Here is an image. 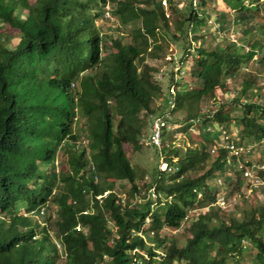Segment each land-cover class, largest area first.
Masks as SVG:
<instances>
[{
    "label": "trees",
    "instance_id": "trees-1",
    "mask_svg": "<svg viewBox=\"0 0 264 264\" xmlns=\"http://www.w3.org/2000/svg\"><path fill=\"white\" fill-rule=\"evenodd\" d=\"M205 2H188L174 19L175 6L166 16L160 0H0V23L18 36L11 47L0 41V264H239L249 246L251 264H264V201L237 215L216 206L215 179L231 185L226 171L237 162L228 146L208 147L223 128L235 146L237 135L264 139V22L250 9L264 0H222L227 10H214L213 21L225 42L210 49L190 46L208 24ZM108 4L129 38L124 27L107 32L95 23ZM168 42L182 45L192 59L187 74L198 82L176 86L170 112L185 111L184 125L196 118L209 129L184 151L153 146L173 170L153 168L140 186L143 175L123 146L139 148L144 118L149 127L166 106L154 107L155 99L179 81L174 60L166 70L148 62L161 59ZM227 80L237 86L232 103L215 99L216 108L202 112L200 102ZM241 160L245 179L264 178L259 162ZM235 173L240 186L241 169ZM118 181L128 184L123 198ZM150 188L160 194L153 204ZM180 227V246L161 235Z\"/></svg>",
    "mask_w": 264,
    "mask_h": 264
},
{
    "label": "rangeland",
    "instance_id": "rangeland-1",
    "mask_svg": "<svg viewBox=\"0 0 264 264\" xmlns=\"http://www.w3.org/2000/svg\"><path fill=\"white\" fill-rule=\"evenodd\" d=\"M187 1L188 0H172V3L174 4L175 8L177 9V11L174 13L175 15H173L172 18L176 19L179 17L178 14L181 13H186V5H187ZM198 0H191L192 5L194 6L197 3ZM192 6V7H193ZM250 9L255 13V17L257 19H259L260 21L264 22V8L262 7V5H260V9L256 11L255 7L253 5H250ZM112 8L111 5L108 4V6L105 7V11L108 8ZM196 7V6H195ZM204 7H206L207 9H209V16L206 22H208V24L206 26H204L203 28H201V33L204 34L203 37L198 38L197 41H191L190 42V46H203L204 48L210 49L218 44H224V40H222V35L217 32V28H215L216 23H214V10L215 11H220L225 13V11L227 10V8L224 6L222 0H206V2L204 3ZM194 8V7H193ZM232 13V12H231ZM24 16V15H23ZM234 17V16H233ZM233 17L230 16V19H232ZM220 21L223 23L224 20L220 19ZM95 23L97 24V26L107 32H109V25H112V27H116V26H121L122 28L124 27L123 30H125L124 35H127V37L129 38V34L126 31V26H123V24L116 18V16L112 15V14H107L105 12V18L103 19H96ZM230 23L232 24L233 22ZM233 25H235L233 23ZM171 29L172 26L170 25ZM238 29L235 27V31H237ZM13 31H15L14 29H12L11 27L5 26L4 24L0 23V41L4 42L6 41L8 43V45L14 46V44L17 42L18 40V36L16 35V32L13 33ZM234 32V31H233ZM8 36V37H6ZM225 36V34H224ZM228 36V35H227ZM126 37V38H127ZM230 40L231 37H227ZM227 39V40H228ZM8 40V41H7ZM151 42V39H150ZM106 44H108L106 42ZM107 46V45H105ZM182 45L181 44H177V43H172V42H168L165 47L163 52L161 53V59H157V60H149L148 62L155 64L156 62L160 63L161 69L166 70L167 66H168V61L175 59L178 60L179 57H181L184 53L182 51ZM109 50L107 48L104 49L103 51V58L107 56ZM182 58V57H181ZM180 58V59H181ZM181 60H183V65L180 68H177L178 71V79L179 81L176 82V86L178 89L184 88L185 85H190L191 87L198 85V82L196 80H194L189 74H187V71L190 69V65L192 63V59L187 56V57H183ZM179 61H176V63H178ZM174 66V65H173ZM254 66L253 61H250L247 65V68L250 70H253L252 67ZM175 67V66H174ZM173 70H176L173 68ZM255 73V71H252ZM257 74V73H256ZM160 76V75H159ZM264 77V76H263ZM259 84H263V95H264V79H259ZM172 89H175L172 87ZM237 86L234 85L233 82L227 80V85L225 88H214L213 91V96L212 98L206 99V100H202L200 102V110L204 113H206V111L208 109H214L217 106V102L215 101V99H219L220 101L223 100L225 103L230 104L232 103V95L236 93ZM175 91V90H174ZM253 93L252 97L255 96L254 94L256 93L255 91H251ZM162 95L157 97L153 103L154 107H158L162 104V102H164L163 100L165 98H163V92H161ZM264 97V96H263ZM249 98V99H250ZM167 107L169 109H171L173 107V105H169L168 106H164ZM160 109V108H159ZM165 110L164 108L163 110L160 109V111H163V113L165 114V117L168 119L170 118H177V120H179V122H173L170 127L168 128V132H166V137L164 139V144H167L168 146H176L178 148H180L181 151H184L185 148L188 147H196L198 146V144L200 142H203L206 138L207 135L202 137V132H204L203 130L207 131L206 127L208 125L202 126L200 125V123L197 121V119H194L193 121H191V125L186 126L184 125V123H182V119H184L185 116V111H176L174 113L170 112V110ZM159 111V110H158ZM157 111V112H158ZM146 125L145 127L142 129L140 136L138 137V143H139V148H134L132 146V144H124V151L126 153V156L128 157L132 167L136 170V173L139 175H143L141 177V179H139V183L140 186H142L144 184V181H148L150 180V176L152 173L153 168H158L159 164H161L160 162L162 161L163 156L161 155V151L159 149L158 152V158L155 152V149L153 146H150L147 143L146 137H147V132H148V118H144ZM222 126V125H220ZM218 127V126H217ZM78 128V127H77ZM221 128V127H220ZM224 129V128H223ZM223 132H228L230 133L227 129L223 130ZM210 130H213L212 128H210ZM219 134V135H218ZM218 135V142L215 141L214 143L209 144V148H210V152L213 153V151H215V149L219 146H226V145H230V143H227V141H231V137L229 136V139H225L224 134L221 135V133L218 131L217 133ZM236 141L241 142V148L240 150L242 151L241 155H240V161L239 164H236V166L231 167L230 169H228L226 171V174L229 175V177L231 178V185H228L227 182L223 181V179H219L217 180V178L215 179V185L218 188V191H220L221 193L217 192L216 194V206L221 207L222 209H224L227 213L229 214H235L237 215L239 213V209L240 208H244V209H249L251 207H255L257 206L260 202L262 203L264 201V178H250V179H245L243 172H241V176L239 173V177L242 179V184L240 186H238L237 184V175L235 173L236 169H239L241 166L244 167V170L248 169L247 166L245 167L244 165H242L241 163V159H243V162H246L248 160L252 161L253 163H258L260 164V167L264 166V139L260 140V143H247L245 141L240 140L239 135L236 136L235 138ZM227 143V144H226ZM240 144V143H239ZM238 144V145H239ZM166 147V146H165ZM230 154H232L231 152H229ZM233 154H236V152H234ZM237 158V157H236ZM176 160V159H174ZM236 163V162H235ZM144 180V181H143ZM116 189L117 191L121 194L120 196L123 198L122 192H125L128 189V184L125 181H118L116 184ZM169 199V197H167ZM154 201H151V203H153ZM134 203H136V200H134ZM264 203V202H263ZM157 207V206H155ZM203 209H205L204 211L207 210L206 207H204ZM202 209V210H203ZM201 209H195L194 213L196 214L197 212H199ZM191 213V212H189ZM33 216L35 218L38 219V221L42 222L44 220V217L41 216L40 214H37L36 212L33 213ZM190 216V214H189ZM194 216V215H193ZM188 223V220L185 219L182 222V227L186 226ZM149 223L146 222V226ZM109 226H111L112 228V224H109ZM182 228L180 227L178 230L175 231H168L167 229H163L161 232V235L166 236V238L168 240L175 239L177 242V245H182L184 242V235L181 232ZM148 242V241H147ZM60 254H62V252L60 251ZM251 254H252V250L246 247V249H244L241 252V255L239 257V264H251ZM146 259V258H145ZM62 260V258H61Z\"/></svg>",
    "mask_w": 264,
    "mask_h": 264
},
{
    "label": "built area",
    "instance_id": "built-area-1",
    "mask_svg": "<svg viewBox=\"0 0 264 264\" xmlns=\"http://www.w3.org/2000/svg\"><path fill=\"white\" fill-rule=\"evenodd\" d=\"M177 68H179V65H176L174 67V69H176L175 71H177ZM172 87L173 86L169 87L170 99H171L172 94L174 93V89H172ZM169 105H172V101H169ZM170 125H171V123H169L166 120L165 114L163 112H161L159 114H154L153 116H151L149 128H148V134L146 137L147 143L150 146H155L156 148H161L163 145H165L163 142L164 141L163 131H164V128H166V130L168 131L169 130L168 128L170 127ZM225 139H226V137H225ZM229 143H230V145H226V146H228V148L230 149V152L232 154L234 152H236V154H233V155L235 157H237L241 151L240 148L233 145L232 142H229ZM160 163L161 164H159V166H158L159 170H161V171H164V170L172 171L173 170V168L168 166L166 163H164L162 161ZM249 173H250L249 169H246L243 171L244 176L249 175ZM148 196L151 198V201H155L156 198L160 197V194L156 193L153 188H150ZM172 231H175V230H172ZM138 234L140 236H142L141 233H138ZM136 252H139V250L136 248L132 250V254H134ZM143 256L146 259L148 258L146 254H143ZM136 261L138 262V260L136 258H133V262H136Z\"/></svg>",
    "mask_w": 264,
    "mask_h": 264
},
{
    "label": "clouds",
    "instance_id": "clouds-1",
    "mask_svg": "<svg viewBox=\"0 0 264 264\" xmlns=\"http://www.w3.org/2000/svg\"><path fill=\"white\" fill-rule=\"evenodd\" d=\"M160 2H161L162 6L164 7V9H165V11H166V16L170 15V13H169V10H170L169 7H170L171 5H174V4L172 3V0H160ZM188 2H190L191 6H193L191 0H188L187 3H188ZM196 4H197V3H196ZM196 4H195L193 7H195ZM106 13L109 14L108 11H106ZM181 57H185V55L183 54ZM181 57H179L178 60H180ZM181 59H182V58H181ZM172 60H174L175 63H176V61H178V60H175V59H172ZM182 62H183V61H182ZM176 65H179V70H180V68L182 67L183 64L181 65V63L178 62V63L175 64V66H176ZM173 68H174V67H173ZM172 70H173V69H172ZM179 70H178V71H179ZM178 71L173 70V72H175V74H176V75H175V78L180 79V78H178V77H179L178 75L180 74V73L178 74ZM171 86H173L174 88H176V85H175V84H174V85L172 84ZM174 90H175V89H174ZM168 92H169V89H168ZM169 95H170V92H169ZM169 95H168L167 98H165L163 101L166 102V106H168V107H169V101H172V105L174 106V103H173V94H172V96H171V99H170ZM172 108H173V107H172ZM168 109H169V108L165 107V108H164V111H165V110L167 111ZM162 110H163V109H162ZM169 110H170V109H169ZM161 112H163V111H158L157 113H161ZM157 113H155V114H157ZM195 119H196V118H195ZM191 121H193V120H191ZM191 121H190V122H191ZM190 125H191V124H190ZM148 128H149V127H148ZM222 132H223V131H222ZM223 134H224V136L226 135L225 132H223ZM229 142H231V141H227V143H229ZM165 145L168 146L167 144H165ZM224 146H225V145H224ZM236 147L241 148V146H236ZM241 152H242V151H240V153H239V155L237 156V158L232 154V155L234 156V159L236 160L237 164H239V161H240L239 158H240ZM162 162H163V160H162ZM164 163H165V162H164ZM245 167H246V166H245ZM247 168H249V167H247ZM158 169H159V168H158ZM239 169H241V172L244 171V167H242V166H241Z\"/></svg>",
    "mask_w": 264,
    "mask_h": 264
}]
</instances>
